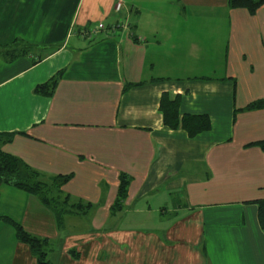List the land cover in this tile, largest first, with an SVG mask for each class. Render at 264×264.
Masks as SVG:
<instances>
[{
  "label": "crops",
  "instance_id": "crops-1",
  "mask_svg": "<svg viewBox=\"0 0 264 264\" xmlns=\"http://www.w3.org/2000/svg\"><path fill=\"white\" fill-rule=\"evenodd\" d=\"M118 1L0 0L3 150L94 204L60 223L2 184L0 264L39 263L4 216L48 238L53 264H264V5ZM166 93L211 128L167 125Z\"/></svg>",
  "mask_w": 264,
  "mask_h": 264
},
{
  "label": "trees",
  "instance_id": "trees-1",
  "mask_svg": "<svg viewBox=\"0 0 264 264\" xmlns=\"http://www.w3.org/2000/svg\"><path fill=\"white\" fill-rule=\"evenodd\" d=\"M229 4L231 8H245L254 14L264 5V0H229ZM16 45L18 47L13 49L10 55L12 58L21 54L22 50L27 49L25 46L21 48L19 44ZM62 74V70L59 71L48 81L39 84L36 90L45 95H52ZM180 103L181 99L179 96L172 99L167 93L163 94L160 107L167 125L172 128H178L181 122L182 127L191 136H196L198 133L211 128V120L207 114L185 113L180 120ZM260 105H262L261 101H256L250 103L245 108L250 109ZM6 137V134L0 133V186L2 184H11L30 193L37 194L54 211L60 223H63L66 213L86 214L94 206L91 202L74 200L71 195L64 193L62 187L71 175L45 177L39 171L25 165L18 157L4 151L2 147L3 142L6 139H10V137ZM258 144L264 147V140L258 141ZM126 184L124 182L121 186L118 201H121L125 197L127 192ZM256 202L259 205L260 223L264 228V198L258 199ZM3 218L15 228L18 239L28 243L32 247L34 253L37 255L38 264H53L49 259L52 242L48 238L31 234L20 222L8 216H4Z\"/></svg>",
  "mask_w": 264,
  "mask_h": 264
},
{
  "label": "built area",
  "instance_id": "built-area-1",
  "mask_svg": "<svg viewBox=\"0 0 264 264\" xmlns=\"http://www.w3.org/2000/svg\"><path fill=\"white\" fill-rule=\"evenodd\" d=\"M123 6V1L122 0H119L117 3H116V10H120ZM116 26H113V28H115ZM104 28V25H97L94 29H90L89 32L92 33L94 31H99L100 29H103Z\"/></svg>",
  "mask_w": 264,
  "mask_h": 264
},
{
  "label": "rangeland",
  "instance_id": "rangeland-1",
  "mask_svg": "<svg viewBox=\"0 0 264 264\" xmlns=\"http://www.w3.org/2000/svg\"><path fill=\"white\" fill-rule=\"evenodd\" d=\"M55 245V244H54ZM56 247H57V245H56ZM55 252V249H54V247H52L51 246V248H50V254H52V253H54Z\"/></svg>",
  "mask_w": 264,
  "mask_h": 264
}]
</instances>
